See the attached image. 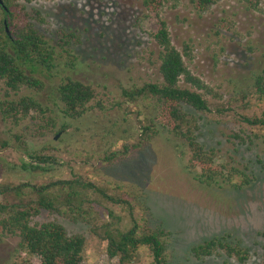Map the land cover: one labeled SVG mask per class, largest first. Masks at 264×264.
<instances>
[{"label": "rangeland", "instance_id": "374dc122", "mask_svg": "<svg viewBox=\"0 0 264 264\" xmlns=\"http://www.w3.org/2000/svg\"><path fill=\"white\" fill-rule=\"evenodd\" d=\"M194 1L166 0L160 12L153 14L143 0H16L25 6V10H15L20 24L33 23L58 53L57 68L40 76L46 88L37 94L43 105L56 111L57 129L63 120L54 108L55 90L66 77L92 85L104 109H109L106 113L96 107L84 120L70 122L69 131L57 140L54 132H45L38 122L30 120L15 127L3 122L0 114V191L21 184L41 186L81 179L107 197L128 201L114 203L91 190L85 192L90 224L74 223L67 216L47 211L33 220L38 224L55 220L69 235H83L82 264H117L107 253L105 230L128 225L131 215L143 217L145 206L150 209L146 212L150 225L165 227L173 234L170 264H241L225 255L197 260L191 254L194 246L226 234L249 250L244 264H264V128L247 122L264 115V105L253 96L254 77L264 69V0H253L254 5L218 0L205 12H200ZM34 10L40 12L43 23L30 18ZM161 21L167 24L180 52L190 49L191 56L185 58L190 72L213 91L206 96L209 112L198 115L199 140L208 149H216L218 164L250 177L251 184L242 190L207 187L194 181L185 169L189 155L185 154L184 160L178 158L171 147L176 141L169 143L173 140L163 132L122 164L109 166L101 161L106 150L134 143L138 132L136 121L130 128L131 116L121 128L129 133L120 136L113 126L124 116L116 106L123 90L162 81L161 49L153 38ZM63 33L74 35L69 46L64 44L68 39ZM63 47L71 49L76 60L63 52ZM30 94L36 95L28 89L20 93ZM15 134L21 137L20 142ZM39 151L55 161L42 165L43 172L25 171L24 162H35L29 153ZM242 179L235 176L238 184ZM143 195L145 206L138 202ZM5 197L0 194V202ZM19 243L16 236L0 237V264H23L29 259L40 264L38 257L20 252ZM134 264H152L149 250L141 249Z\"/></svg>", "mask_w": 264, "mask_h": 264}, {"label": "trees", "instance_id": "16d2710c", "mask_svg": "<svg viewBox=\"0 0 264 264\" xmlns=\"http://www.w3.org/2000/svg\"><path fill=\"white\" fill-rule=\"evenodd\" d=\"M31 1L26 0L28 3ZM217 1L196 0L193 3L200 12H205ZM243 1L254 5L253 0ZM165 3L166 0H143L146 10L153 14H158ZM18 8L25 10V6L16 4V0H0V87L4 89V97L0 98V114L3 122L19 127L33 120L38 122L39 128L45 132H54L57 136L62 132L67 133L71 128L70 122L84 120L96 107L107 113L109 109H104L105 105L98 100V93L92 85L66 77L55 90L57 102L54 108L63 120L57 129L59 120L56 111L43 105L37 94L46 88L40 76L57 68L58 53L55 45L33 23L28 22L24 26L20 24L15 11ZM33 12L30 18L43 23L40 12ZM63 35L68 39L64 44L69 46L74 35ZM153 38L161 49L159 71L162 81L145 82L141 86L123 90L116 106L124 112V116L117 119L113 126L121 136L129 133L126 128L121 129L122 126L130 121L132 128L134 120L138 132L135 133L134 143H125L120 150H106L101 161L109 166L124 163L141 153L163 132L169 136L168 140H173L169 143L176 141L171 147L175 149L178 158L184 160L185 154L189 155L185 169L200 185L220 188L229 186L237 191L249 186L251 180L248 175L237 168L227 169L223 164H218L216 149H208L199 140L197 132L201 117L198 115L209 112L210 103L206 96L213 94V91L186 66L185 58L191 56L190 49L182 53L173 45L164 21L160 22V29ZM63 48V52L76 60L71 55V49ZM253 88L254 98L264 105V69L255 75ZM23 89L31 90L36 95H20ZM13 95L17 98H13ZM247 122L264 128V115L254 120L248 119ZM14 138L17 142L21 141L17 134ZM6 146L7 143L4 144ZM42 152L29 153L35 162L29 165L24 162L23 169L43 172L42 165L55 161L51 156H42ZM238 175L243 178L240 184L235 182V176ZM91 190L111 202L128 203L107 197L103 191L91 183H83L81 179L41 186L21 184L3 189L0 194L6 197L0 202V237H19V251L27 252L30 257H38L40 264H82L86 248L83 235H69L66 228L55 220L42 224L34 223L33 220L42 211H47L52 215L67 216L74 223L90 224L91 208H87L90 202L85 198V192ZM144 199L143 195L138 202L144 205ZM145 208L143 217L136 219L131 215L128 225L105 230L107 253L110 258L117 260V264H134L141 249L149 250L152 264H170L168 250L173 234L162 226L153 228L146 217L150 209ZM109 215L113 216L111 210ZM191 254L197 260L225 255L229 259H237L241 264L246 263L250 257L249 250L231 234L214 237L194 246ZM23 264L34 263L29 259Z\"/></svg>", "mask_w": 264, "mask_h": 264}, {"label": "water", "instance_id": "95a60500", "mask_svg": "<svg viewBox=\"0 0 264 264\" xmlns=\"http://www.w3.org/2000/svg\"><path fill=\"white\" fill-rule=\"evenodd\" d=\"M7 31H8V29H7ZM59 136H60V134H58L55 139L57 140L59 138Z\"/></svg>", "mask_w": 264, "mask_h": 264}]
</instances>
